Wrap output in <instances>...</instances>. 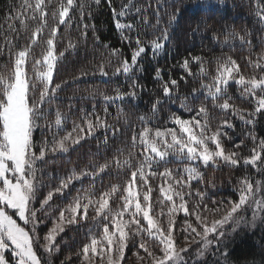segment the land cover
Segmentation results:
<instances>
[{
  "label": "snow or ice",
  "instance_id": "obj_1",
  "mask_svg": "<svg viewBox=\"0 0 264 264\" xmlns=\"http://www.w3.org/2000/svg\"><path fill=\"white\" fill-rule=\"evenodd\" d=\"M218 2L223 4L224 0ZM93 3L99 6L101 0ZM162 3L163 0H157L158 5ZM200 3L207 7V0ZM107 6L115 20L114 28L130 50V59L124 47L110 46L96 35L90 8L89 22L85 21L88 6L84 0H20L19 4H9L8 14L0 23L3 37L0 56L6 55L0 71V264H44L39 250L51 255L57 250L56 237L64 232L65 222L77 225L84 219L95 223L76 253L80 264H128L126 251L136 258L135 264H190V249L199 259L211 246L218 248L226 237L225 226L239 225L243 213L249 209L253 222L264 220L261 180L253 183L247 174L239 177L238 199L227 201L206 199V191L193 184V181L205 182L201 166L212 171L221 166L236 169L243 165L264 175V138L249 130L245 135L251 141L250 146L244 139L227 146V140L231 139L227 129L235 131L236 127L233 117L253 129L258 120L264 119V51L256 54L255 59L251 54L244 57L243 65L232 55L216 57L214 75L208 71L203 56H193L191 61L183 59L179 66L188 76L207 77L209 81L201 79L184 96L179 95V81L171 77L164 79L157 68L155 79L161 92L152 103L153 115L162 105L176 103L194 115L183 118L174 113L171 117L174 127L165 128L151 127L150 118L140 116L143 127L131 136V147L140 146L138 155L130 151L122 162L106 160L90 169L74 168L38 199L41 190L47 187L43 175L46 157L66 154L99 127H105L106 131L110 127L93 105L91 113L81 109L68 130L67 114L59 108L53 112L52 107L62 83L68 80L54 83V72L59 74L67 56L77 52L82 44L87 45L91 29L93 47L106 50L100 53L101 59L91 74L98 72L105 78L123 76L129 85L125 91L117 86L114 94L97 89L90 90L89 95L94 98L98 95L106 105L135 99L140 87L136 70L142 67L143 54L150 51L152 56H157L165 50L170 40L168 29L179 13V9L165 13L168 17L165 23L159 7L150 18L133 0H127L119 10L113 0H107ZM256 9L258 22L264 24V0H256ZM73 25L78 33L75 40L68 35ZM250 35L226 30L223 43L228 45L238 40L241 45H251ZM193 62L199 66L195 73L190 66ZM88 74V69H81L72 79ZM180 80L189 83L185 76ZM233 84L239 97L251 107L237 105ZM104 112H108L107 107ZM37 129L41 131L39 143L34 139ZM173 161L188 163L169 167ZM113 165L130 170V178L124 185H112L97 192L91 188L77 190L41 239L39 229L50 215L54 194L71 195L68 190L74 181L95 178ZM150 179L161 181L155 199ZM206 186L215 187V183L207 180ZM180 213L183 216L178 222ZM181 240L183 247L179 246ZM193 245L196 247L192 248Z\"/></svg>",
  "mask_w": 264,
  "mask_h": 264
},
{
  "label": "trees",
  "instance_id": "obj_2",
  "mask_svg": "<svg viewBox=\"0 0 264 264\" xmlns=\"http://www.w3.org/2000/svg\"><path fill=\"white\" fill-rule=\"evenodd\" d=\"M84 2L88 6L85 9V21L89 22L88 11L90 8L93 16L91 22L95 23L97 29L96 35L102 42L108 43L110 46L124 47L125 55L130 59V50L121 41L119 32L114 28L115 20L107 6V0H101L99 6H96L93 0H84ZM10 3L19 4L20 0H0V23H3V17L8 14ZM113 3L119 10L122 4L127 3V0H113ZM133 3L137 7L145 9L150 18L154 17L155 10L159 7L165 23L168 19L165 13L179 9L176 21L168 29L170 40L167 42L165 50L157 56H152L150 51L143 54L142 67L136 70L140 86L137 88V97L106 105L98 95L95 98L89 95V91L98 89L114 94V89L117 86L121 91L128 90L129 81L123 76L105 78L98 72L96 75L91 74L92 69L101 59L100 53L106 50L93 47L92 30L89 29L90 38L87 45L82 44L77 52L67 56L59 74L54 72V83L62 80H68V83H62L61 89L58 90L52 105L53 112L59 108L67 114L66 127L70 130L72 121L81 114V109L91 113L93 105H95L96 113L110 127L107 131L105 127H99L91 136L86 137L66 154L57 153L47 156V163L43 165L44 183L47 187L41 190L38 199L47 194L48 188H55L59 179L68 175L74 168L77 171L84 168L90 169L93 164H103L106 160L119 159L122 162L130 151L138 155L140 146L137 145L135 149L131 147V136L133 132L138 133L143 127L140 116L149 117L151 127L165 128L174 127L171 123L174 113L181 114L183 118L194 115V113L180 108L179 103L164 104L153 115L152 103L156 95L161 92L160 84L155 79L157 68L161 69L164 79L171 77L179 81L178 92L180 96H184L190 93L192 86H198L201 79L205 82L209 81L207 77L188 76L179 66L183 59L188 58L191 61L193 56H203L206 59L208 71L214 75L216 57L223 54L232 55L243 65L246 63L244 57L251 54L255 59L256 54L264 51V24H260L255 15L256 0H224L223 4H220L218 0H207V7L201 4L200 0H163L160 5L157 4V0H133ZM121 19L123 21L124 18ZM197 26H199L198 30ZM60 28L61 32L65 31L63 25ZM74 29L75 25L68 35L75 40L78 39V33ZM233 29L241 34L251 33L248 37L252 41L251 45H241L238 40L225 45L223 43L225 32ZM2 42L3 37L0 35V43ZM66 43L67 41H65ZM36 51L39 54V49ZM5 63L6 55L0 56V71L3 70ZM190 66L194 73L198 71L199 66L194 62ZM81 69H88L89 74L80 79H72L74 75H79ZM248 72H251L250 68ZM181 76H185L189 83L185 84L180 80ZM231 89L238 106L251 107L247 101L239 97L234 84L231 85ZM105 107L108 108L107 113L104 112ZM215 111L219 112L218 109ZM232 120L236 127L235 131L227 129L231 137L230 140H227L228 147L239 143L241 139H244L250 146L251 141L245 135L249 130L254 131L258 138H264V119L258 120L254 129L252 126L244 125L235 117ZM215 123L218 125L219 120ZM48 135L51 138V133ZM34 139L39 143L41 139L39 129L34 132ZM244 154H248L247 151ZM187 163L186 161H173L169 167L184 166ZM201 171L205 173V182L193 181V184L206 191V199L214 201L238 199L236 180L245 174L250 176L253 183L257 179L264 182V175L256 173L250 166L247 169L243 165L236 169L221 166L212 171L201 166ZM129 178L130 170L123 166L117 168L113 165L110 170L100 173L95 178L83 177L74 181L68 190L71 195L54 194L53 200L50 201V215L39 229L41 239L53 227L52 220H58L59 211L67 206L77 190L89 188L93 192L106 190L112 185H124ZM230 179L232 183H229ZM207 180H212L215 187L206 186ZM160 183L159 180H149V184L154 188L153 199L158 196ZM136 190H140L138 184ZM260 195L264 196V190ZM36 207H39V204ZM154 211H158V208ZM89 212L91 213V207ZM38 215L42 214L38 213ZM182 216L183 213L177 216L178 222ZM243 217L239 225L225 226L226 237L223 238L222 243L218 248L215 245L211 246L204 257L198 259L195 252L190 249V264L193 261L195 264H264V220L257 219L253 222L250 209L243 213ZM163 218L161 217V219ZM94 223L89 219L81 220L77 225H68L65 222L64 232L59 233L56 237L57 250L51 255L43 253V249L39 250L44 264H80V258L76 253L81 249L89 229L93 227ZM233 227H236L235 232L232 231ZM180 235L182 236L183 233ZM182 242L183 240L179 244ZM195 247V245L192 246V248ZM127 256H131V253L126 251Z\"/></svg>",
  "mask_w": 264,
  "mask_h": 264
},
{
  "label": "rangeland",
  "instance_id": "obj_3",
  "mask_svg": "<svg viewBox=\"0 0 264 264\" xmlns=\"http://www.w3.org/2000/svg\"><path fill=\"white\" fill-rule=\"evenodd\" d=\"M179 246L180 247L185 246L184 241L181 244H179ZM126 259L128 261V264H135L136 258L134 256H132V255L131 256H127Z\"/></svg>",
  "mask_w": 264,
  "mask_h": 264
}]
</instances>
